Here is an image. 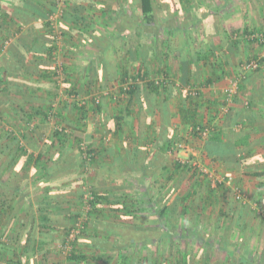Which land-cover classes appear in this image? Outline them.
Wrapping results in <instances>:
<instances>
[{
  "label": "crops",
  "instance_id": "0c3cea01",
  "mask_svg": "<svg viewBox=\"0 0 264 264\" xmlns=\"http://www.w3.org/2000/svg\"><path fill=\"white\" fill-rule=\"evenodd\" d=\"M216 1H204L210 3L208 8L207 6L203 8L204 13L207 14V20L203 26H198V34L197 36L195 35L196 40L201 43L200 47H214L212 48L214 52L207 56V61H199L191 67L187 77L189 79L187 80L188 84L186 82L184 84L181 83L175 67L171 66V69H169V66H167L170 60L174 61L173 56L167 57L164 61L159 55L164 52V47L160 43L162 37L159 39L156 56L153 58L148 56L151 72H162V70L165 71L166 69L172 83L175 85L174 97L168 102L170 114L173 116L167 119L160 117L157 110L161 104L159 99L155 101V105L153 104L155 107H152V105L149 106L147 102L140 98L135 102V105H131V109L135 112L134 118H123V131L121 134L119 133L120 138H117V141L112 136V132L108 130V126L107 128L100 127V119L98 117H94L93 121L86 123L87 128L89 124L94 126L91 132L88 129L85 134L77 132L84 139L91 137L89 143H92L91 147L98 153L96 168L94 173H91L92 182L90 181V185H96L99 175L98 169L108 159L106 153L100 151H105L107 146L109 147V144L115 141L118 145L116 149L121 155L134 149V147L136 151H147L149 153L164 151L165 148L164 150L160 149L161 140L171 141L174 134H177L176 139L184 135L189 140L190 146L193 142L190 135L185 134L187 130H190V126L183 125L178 114L179 100L182 101L183 107L185 97L183 90L187 88H194L199 91V100L204 101L203 105L206 106V109L200 110V116L197 121L208 127L210 132L212 130L214 132H222L224 143L234 144L237 142L238 139H236L235 134L240 131L248 134L252 141H264V58L259 71L243 73L242 79L239 81L242 82L243 80L245 83L243 90L240 91L238 89V93L232 98L228 107L226 106L225 109H222V105H220V100L224 101L223 90L227 87L229 78L239 74L240 65L251 59H258L264 56V47L256 43H248L241 39L235 40L229 37L231 31L246 30L264 33V0H246L244 2H240V0H222L221 11L218 16L216 12L219 3ZM125 2L126 0H67V8L59 21V27L65 34V40L63 39L55 56L50 59L44 54H26V49L32 46L34 39L41 41L44 39L45 29H43V25L46 22V14L48 12L35 5L27 7L23 5V9L28 12L33 9V14L35 15V11L40 13L42 9L45 12L44 19L33 18V20L28 22L15 19L12 21L13 8L21 6L14 0H0V21H3L2 35L9 38L8 42H6V47L0 53V73L2 74L3 70L7 69V74H3V76L9 75L4 82L9 93L7 95L0 94V107L2 108L0 111L3 113L5 112L4 109L8 108L11 109L9 112H12V114L8 111L6 112L7 114L5 113L6 115L1 114L3 120L0 121V129L3 132L14 131L15 133L24 134L34 131L38 135L37 132L39 130L36 131L35 129L37 125H41L39 119L27 122L26 117L18 113L17 107L10 103V99L17 101L23 98V107L26 111H29L30 107H47L49 103L53 102L55 109L58 103L69 105L66 114L72 113V104L79 98L74 97L72 94L68 95L67 92H71L73 87H78L77 79L86 75L88 66L94 69V65L90 64V62L93 61L94 53L97 50L92 47V42L96 43L99 49H106L111 45L110 37L117 33V22H113L112 19L121 9H126L127 5ZM196 7L200 8L201 6L197 5ZM213 15H216V17L214 18ZM156 57L158 60H156ZM16 63L18 70L11 68ZM163 65L166 68H163ZM56 69L61 71V77L56 74L57 80L55 84L52 75L56 72ZM102 69L103 67L101 71ZM59 78H62L60 82L58 81ZM186 85L188 86L187 88L184 87ZM114 90L108 89V91L103 93L107 95L106 93ZM254 96L255 98H253ZM176 98L178 100H175ZM125 105L126 101H123L122 105L116 107L108 100L105 112L110 117L120 115L117 111L124 109ZM249 106L251 111H245L244 109H248ZM147 108H154L153 114H147ZM241 110L242 113L234 120L235 112ZM109 120L110 122L113 121V119ZM53 126L54 121L50 118L48 124L42 125L41 129L48 135L52 131ZM130 126H133L134 129L131 130ZM111 129H113L112 125ZM131 132L134 135L133 139ZM107 136H109L108 139H106ZM97 138L102 140L103 147H99ZM105 141H108L109 144L104 146ZM191 148L193 155L198 159V153L194 152V147L191 146ZM253 148L254 151H264V143L257 144ZM182 154V152H179V155ZM255 161L252 163L248 162V167H243L240 171H249L250 168H256L257 165H253ZM210 167V170L215 171L217 170L216 168L223 169L224 172L232 171L213 163H210ZM233 171L236 172V170ZM131 176L127 177L126 174H122L120 178L112 180L106 175L104 176V184L98 186V188L105 190L117 188L118 191L125 193V196H127L125 204L129 206L128 210L133 211L134 217L142 218L147 214L146 211H143L146 202L129 197L127 189L139 188L137 181ZM64 177L66 175L61 178ZM32 181L28 175L20 182L21 189L26 193H30L29 196L23 197L21 202L19 201L20 199L16 198L12 204V206H17L18 202L21 205L20 208L15 206V209L12 207L9 210H0V264H140L143 254L146 256L143 243H137V241L129 242L127 234L129 236L133 235L138 239L137 236L140 233L148 232L150 229L145 230L142 226L129 228L126 220L129 216H124V213L120 210L123 204L113 206V208L109 205L101 207L103 213L97 220H92L95 224H99L96 226L92 222L86 239L81 240V242L80 240L79 242L75 241L71 244L70 250L65 253L63 249L65 234L72 225L70 221L74 220L73 216L78 213L74 212L73 206L75 203L73 194H76V191L73 188L64 189L63 187L67 184H61V187H63H60L61 191L57 192L58 201L50 204L52 208L49 209V214L45 213L46 216L54 217L52 224H49L50 228L46 230L41 226L42 218L38 212L41 198H37L38 195H32L33 192L31 190L35 188V184ZM128 182L132 183L129 184ZM150 182L151 185L149 187L152 189V195L155 194L156 196L154 184L152 181ZM147 183L148 181L145 182V185ZM248 185L250 187V184ZM227 191L229 190L216 191V198H210L211 200L213 199L211 203L203 204L200 202L197 208L193 209L192 207L185 212L180 211L178 216H176V223L173 224L174 230L172 232L165 230L171 236L169 243H167V253L178 251L180 256L187 255L185 256L186 264H218L225 260L226 255L218 248L219 237L222 236L223 231V235L230 233L229 236L232 241L237 240V238L241 240L244 235L234 227L235 216L240 210V206L234 205L235 209L231 211L234 217L226 216V206L230 200V195L228 194L230 192ZM140 195L141 199H145L142 193ZM75 200L77 202L76 198ZM130 203H133V207H131ZM117 208L119 210H115ZM249 210L252 211L253 209L249 206ZM250 211V216L247 217V225L251 230H254L256 221ZM182 219L183 221L181 222ZM32 221H35V225L30 228ZM177 222H181L184 230L189 229L184 233L186 236L184 239H178L180 234L178 233L179 228L176 226ZM229 222L230 230L227 229ZM161 225L164 226L163 224ZM151 231H153L152 228ZM188 231H198L200 240L188 237L190 235ZM257 233H259V230ZM246 245L253 253L255 250L264 248V241L251 237L247 239ZM164 249L163 244L161 248L159 244L152 245V251L156 255L152 254L150 256L149 263H155V260H158L157 254L163 257ZM70 251L71 253L69 254ZM71 254H83L87 257V261H82L81 263L69 261L68 257Z\"/></svg>",
  "mask_w": 264,
  "mask_h": 264
},
{
  "label": "trees",
  "instance_id": "16d2710c",
  "mask_svg": "<svg viewBox=\"0 0 264 264\" xmlns=\"http://www.w3.org/2000/svg\"><path fill=\"white\" fill-rule=\"evenodd\" d=\"M14 1L21 7L15 6L13 8L11 14L12 21L15 19L28 22L33 20V18L44 19L45 12L42 9L48 12L46 14L47 19V16L55 11V0ZM244 1L246 0H240V2ZM216 2L219 3L216 12L218 16L221 11L222 0H217ZM125 3H127L126 9H121L112 19L113 22H117V33L110 37L112 41L111 45L106 49H99V46L92 42V47H95L97 50L94 53L95 57L93 61L90 62V64L94 65V69L88 66L86 75L77 79L78 87H73L71 92H67L68 95L72 94L74 97L79 98L72 104V115L66 114L69 108L67 104L61 105V103H58L55 109L52 102L47 107H30L29 111H26L23 107V98L17 101L10 99V103L17 107L18 113L26 117L27 122L39 119L41 125H37L35 129L36 131L39 130L37 132L38 135L34 131L19 134L14 131L5 133L0 129V210L14 208L16 205L12 206V204L16 198L20 199L19 201L21 202L23 197L30 195V193L24 192L20 186L23 178L29 175L30 179L33 180L32 183L35 184V188L32 190L33 194L38 195L37 198H41L40 206L38 207V212L42 218L41 226L48 230L50 228L49 224H52V221H54V217L46 216V214L50 213L49 209L52 208L50 204L58 201L57 192L61 191V184L66 183L67 185L62 187L68 190L70 188H82L84 181H82L80 173L84 172L90 164L97 163L98 153L91 147L92 143H89L91 137L84 139L82 135L77 134V132H84L83 125H86L88 121H93L94 117H98L100 119V127L107 128L108 126V130L112 132V136L117 141V138H120L119 133L121 134L123 131V118H134L135 112L131 109V105H135V102L140 98L147 102L149 106L152 105V107H155L153 104L155 105V101L159 99L161 104L156 108L160 117L167 119L173 116L170 114L168 102L174 97L175 85L172 83L166 69L165 71L162 70V72H151L152 70L148 61L149 57L153 58L158 53V44L162 30H164L165 38L162 41L164 52L159 55H161L164 61L167 57L173 56L174 61L170 60L167 66H169V69H171V66L175 67V71L178 72V79H181V83L183 84L185 82L188 84L187 80L189 79L187 77L189 76L191 67L199 61H207V56L213 54L214 49L212 48L214 47H200L201 43L195 38L197 30H199L198 26H203L207 20V14L204 13V10L196 7L198 5L196 0H168V2L167 0H126ZM23 5L26 7L29 5L41 7V14L35 10L36 15L33 14V9L31 12H28L23 9ZM160 11H164L161 16L159 15ZM178 14H182V20L176 28L165 25L170 20L177 21L179 18ZM216 15H213V17L215 18ZM2 22L0 21V53L6 47V42L9 39L2 35ZM48 26V23L44 22V39L42 41L34 39L32 46L26 49V54H44L51 59L58 51L54 43L56 40L51 35ZM251 33V31L246 30L231 31L229 37L233 38L237 35L238 38L235 40H239L242 36L244 37V35ZM63 39L65 40V34L62 32V42ZM15 46L18 47L17 45ZM156 60H158L157 57ZM260 62H262V59ZM219 66L222 67L221 64ZM9 67L11 66L9 65ZM11 68L18 70L17 63ZM163 68H166V66ZM6 71L7 69L3 70L2 74L0 73V94L3 95L9 93L4 83L6 77L9 75L3 76V74H7ZM254 71H259V69ZM241 76L239 79H242ZM52 78L56 84L57 77L55 72ZM244 85L243 80L239 82L238 88L240 91L243 90ZM179 86L183 87L181 84ZM184 87L187 88L188 86ZM108 89L115 90L109 91V93H106L107 95H104V91H108ZM108 95L109 102L115 106L116 104H121V98L122 101H126V107L117 111L120 115L110 117L105 112L108 101L106 96ZM199 95V91L195 97L185 95L183 107L182 101L179 100L178 103V114L180 115L182 124L185 126L189 125L190 129L193 128L192 131L187 130L185 134H189L192 142L195 143L193 149L194 152L198 153V159L192 154H188L187 159L184 161L177 158L180 152L177 143L183 141L189 142L188 139H185L184 135L176 139L177 134L172 136L171 141L161 140L160 149L164 150L165 148V150L156 151V153L136 151L134 147V149L121 155L116 149L118 147L116 141L109 144V147L107 146L105 151H100L106 153L108 159L98 169V177H100L97 179L98 182L96 185L90 186L92 188L90 191L92 199L89 202L91 211L88 215L89 219L84 223L83 235H88L92 222L95 224L92 220H97L101 213H103L101 207L109 205L113 208V206L123 204L120 210L124 213V216H129L126 218L129 228L142 226L145 230L150 229V232L146 233V239L143 237L145 232L138 233V237H142L140 242L144 245L146 255L140 264H150L149 259L153 254L152 245L159 244L161 248L163 244V247H165L163 254L167 253V243L171 239L170 233H167V231L172 232L174 230L173 224L176 223V216H178L180 211L185 212L189 208H197L200 202L203 204L207 202L211 203L213 199L211 200L210 198H216V191H226L228 189L230 191L228 193L230 200L226 206V216L234 217L231 214V211L235 209L234 205L240 206V210L235 216L234 227L244 235L241 240L237 238V240L232 241L229 236L230 233L223 235V231L222 236L219 237L218 248L226 257L223 262H219L218 264H264V248L262 250H255L252 253L246 245L247 239L251 237L264 241V151H254L253 148L257 144L264 143V141H252L244 131L235 134L238 140L234 144L229 142L224 143L223 134L219 131L214 132L212 130L206 138H201L198 132L194 130L196 126L205 127L197 121L200 116V110L206 109V106L203 105L204 101L199 100ZM223 104L226 105L225 102L220 103L221 107H223ZM228 104L226 105L227 107ZM0 109L2 108L0 107ZM9 110L11 109L6 108L4 109L5 112L2 113L0 111V121L3 120L2 115H6V112H9ZM242 110L235 112L234 120L242 113ZM244 110L251 111L250 106ZM146 112L149 115L153 114L154 108H147ZM9 113L12 114V112ZM50 118L54 121V126L52 131L47 135L43 132L41 126L48 124ZM109 119H113V121L110 122ZM111 125L113 129H111ZM130 129L133 130L134 127L130 126ZM131 133L133 139V132ZM81 143L87 147V155L90 156L89 164L83 159ZM170 155L175 156V158L169 162L166 158L170 157ZM194 161H197V163H200L207 169H210V163H213L218 164L226 170H236V172L240 171L243 167H248V162L252 163L255 161L253 164L257 165L256 168L243 171L244 174L242 176L244 182L250 184L249 194L247 193L248 199L256 204L260 213L257 214L255 210L250 211L248 204L242 205L236 202L232 188L223 184L212 187L210 182L199 172L197 166H194ZM122 174H126L127 177L132 175L131 177L137 181L138 187L143 188L142 196L146 199L143 211L147 212L145 217H134L133 211L128 210L129 206L125 204L127 196L122 191H118L117 188L99 190L98 186L105 182L104 176L108 175L112 180H116ZM65 175L66 177L61 178ZM149 180L156 182L160 180L163 182L160 186L161 191L165 193L162 202L157 206L153 201L157 197L155 194L152 195L150 187L145 185V182H149ZM155 185L157 184L155 183ZM240 190L243 191L241 188ZM84 192L83 190L76 191L78 202L83 201ZM130 205L133 207V203H130ZM17 206L20 208L21 205L17 202ZM248 210L256 221L254 230H251L247 225V217L250 216ZM79 216L80 213L78 212L73 218L76 219ZM32 222L30 228L35 225V221ZM162 222L165 224L164 226L161 225ZM97 224L99 223L95 225L97 226ZM228 224L229 227L227 229L230 230V222ZM151 228L153 231H151ZM187 230H184L183 227L179 228L178 233L180 237L178 239L186 238L184 233ZM258 230L259 233H257ZM68 231L65 234L64 243ZM188 233L190 234L188 237L200 240L198 231H188ZM150 236H152V241L150 244H147L146 240H149ZM164 255L151 264H168V260ZM170 255H172L171 252ZM175 256V263H187L185 259L187 255L180 256V252L177 251ZM68 260L81 263L82 261H87V257L83 254H71ZM237 261L238 263H236Z\"/></svg>",
  "mask_w": 264,
  "mask_h": 264
},
{
  "label": "built area",
  "instance_id": "2783aa9c",
  "mask_svg": "<svg viewBox=\"0 0 264 264\" xmlns=\"http://www.w3.org/2000/svg\"><path fill=\"white\" fill-rule=\"evenodd\" d=\"M67 0H55L54 1V8L55 11L52 12L47 16L46 22L48 23V29L51 33V35L55 38V45L58 47L61 46L62 44V31L60 30L59 27V21L62 19L63 14L67 8ZM234 39H237V35L233 37ZM243 41H246L248 43H256L257 45H260L264 47V33L263 32H252L249 35H244L241 38H239ZM56 54V53H55ZM54 54V56H55ZM264 56L259 57L258 59H251L243 64L240 65L239 67V74L232 76L229 78L228 85L227 87L223 90V96H224V102L226 105L230 103L232 98L238 93V85L240 81V76L243 75L245 72L249 71H254L260 68L261 62L260 60L263 59ZM59 77H61V71L59 69H56L55 72ZM59 78L58 81L60 82ZM185 95L188 96H197L198 91L196 89H184L183 90ZM226 105L222 107V109L226 108ZM193 128L190 129L192 131ZM196 132L200 135L201 138H206L209 134V128L208 127H201V126H196L194 128ZM109 138V136H108ZM81 150L83 151V159L87 161V163H90V156L87 155V147L83 143L80 144ZM177 147L179 148V151L182 153H187V154H192L193 155V150L187 144L185 141L181 143H177ZM194 156V155H193ZM194 166L198 168L199 172L202 173V175L207 179L208 182H210L212 187H216L218 185H225L229 188H232L233 191V196L234 200L236 202H239V204L245 205L248 204L251 209L255 210L257 214L260 213L259 209L257 208L255 203H251L248 199V195L246 192L240 190V188H236L233 185V177L232 175H219L216 174L213 170L207 169L203 167L200 163H197V161H194ZM89 166L86 167V169ZM83 196V201H82V211L80 213V216L75 219L74 223L70 226L69 231L67 233V237L65 239V243L63 244V249L65 251L70 250L71 244L74 243L81 235H82V230L84 229V223L88 220V215L89 212L91 211L89 202L92 199V195H90L89 190H85Z\"/></svg>",
  "mask_w": 264,
  "mask_h": 264
},
{
  "label": "rangeland",
  "instance_id": "374dc122",
  "mask_svg": "<svg viewBox=\"0 0 264 264\" xmlns=\"http://www.w3.org/2000/svg\"><path fill=\"white\" fill-rule=\"evenodd\" d=\"M205 0H202L201 1V4H200V0H196V3H198V5L199 6H201L200 8H204L205 6H207V8L210 6V3H206V2H204ZM167 2H168V0H167ZM122 3H123V1H122ZM127 4V3H126ZM164 12V11H163ZM162 11H160L159 12V15L161 16L162 15V13H163ZM179 15V18H178V20L177 21H174V20H170V21H168L165 25H167V26H169V27H177L178 26V23L182 20V14H178ZM59 25H60V23H59ZM164 30H162L161 31V37H162V39L160 40L161 42V44H162V40H163V38H164V32H163ZM197 34H198V30H197ZM197 34H196V36H197ZM163 45V44H162ZM164 47V46H163ZM110 92H112V91H110ZM109 93V92H108ZM178 97V96H177ZM106 98H107V100H108V98H109V95L108 96H106ZM178 98H176L175 100H177ZM179 99H180V96H179ZM110 100V99H109ZM221 102L220 103H223L224 101L223 100H220ZM120 102H121V104H116V106H118V105H122V103H123V101H122V98H121V100H120ZM223 106H225L224 104H223ZM84 126V134L87 132V129L91 132V130L93 129V125L92 124H89V126H88V128H87V125H83ZM177 129V128H176ZM96 130H97V128H96ZM97 133H98V131H97ZM100 133V132H99ZM185 137V136H184ZM98 139V138H97ZM106 139H108V136H107V138ZM186 139V138H185ZM99 141H98V145H99V147H103V142H102V140H100V139H98ZM188 141V140H187ZM109 144V142L108 141H105V144H104V146L105 145H108ZM187 144H189V143H187ZM195 147V145H193V143H191L190 144V147ZM181 154V153H180ZM184 154V155H183ZM182 155H178V159L179 160H181V161H184L185 159H187V156H188V154L187 153H183ZM174 158H175V156H171L170 155V157H167L166 159L170 162V161H172V160H174ZM254 165V164H253ZM95 163L94 164H90V166L84 171V172H82V173H80V177L82 178V181H84L83 182V185H82V188H75V191H78V190H83V191H87V190H89V191H91V185H90V181L92 182V174L91 173H94V170H95ZM217 170L215 171V170H213L216 174H219V175H225V174H229V175H232V177L234 178L233 179V185L237 188H241V189H243V191L244 192H246V193H248L249 191H250V187H249V185H248V183H246V182H244V179H243V172H235V171H227V172H224L223 171V169H218V168H216ZM212 170V169H211ZM226 171V170H225ZM78 175H79V173H78ZM95 175V174H94ZM98 178H100V177H98ZM97 178V179H98ZM152 182H153V184H154V192L156 193V197L157 198H155V200H153L154 201V203H155V205L157 206L158 204H160L161 202H162V200H163V197H164V193L165 192H163V191H161V184L163 183V182H161L160 180H159V182L157 181H153V180H151ZM129 184L130 183H132V182H128ZM155 183L157 184V185H155ZM147 187H149V185H151V182L149 181L147 184ZM150 189H151V187H150ZM31 190V189H30ZM99 190H100V188H99ZM129 192V197L131 198V199H133V197L136 199H138V201H144V202H146V200L145 199H141V193L143 192V188H129V189H127ZM137 190V191H136ZM152 190V189H151ZM32 191V190H31ZM142 191V192H141ZM230 192V191H229ZM29 193V192H28ZM249 194V193H248ZM32 195H33V193H32ZM73 198H74V201H75V203H74V212H79V213H81V211H82V202H76V200H75V198L77 199V195L76 194H73ZM155 206V207H156ZM145 217V216H144ZM88 219H89V217H88ZM73 221H75V219L74 220H72V221H70V224L72 223H74ZM90 221V220H89ZM183 221V219L181 220V222ZM181 222L180 223H178L177 222V225L176 226H178V228H180V227H182V224H181ZM70 224H69V226H70ZM161 224H163V225H165L163 222L161 223ZM165 231V230H164ZM148 232H150V231H148ZM148 232H145V234H144V238L146 239V233H148ZM161 235H163V233H161ZM139 236V235H138ZM137 236V237H138ZM85 237V238H84ZM86 237L87 236H85V235H81L80 237H79V239L77 240V242H79V240H80V242H81V240H84V239H86ZM151 237L152 236H150L149 238V240H146V243L147 244H150L151 243ZM162 237V236H161ZM142 239V237L140 236V237H138V239H136V237L135 236H129L128 234H127V240H130L129 242H136L137 241V243H139L140 242V240ZM145 244V243H144ZM147 246H149V245H147ZM69 250H67V251H65V253H67ZM156 255V253H154L153 252V255ZM176 251H173L172 252V255H170V252L169 253H166L165 255H164V257H166L167 258V260H168V264H175V259H176ZM157 256H158V258H159V254H157ZM155 257V256H154ZM142 258H144V254H143V256H142ZM170 258H172L171 260H170Z\"/></svg>",
  "mask_w": 264,
  "mask_h": 264
}]
</instances>
